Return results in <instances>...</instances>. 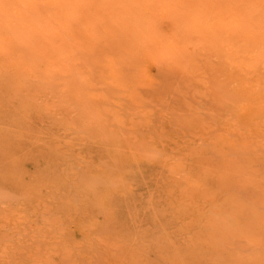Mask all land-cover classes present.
Here are the masks:
<instances>
[{"label": "bare ground", "instance_id": "obj_1", "mask_svg": "<svg viewBox=\"0 0 264 264\" xmlns=\"http://www.w3.org/2000/svg\"><path fill=\"white\" fill-rule=\"evenodd\" d=\"M0 264H264V0H0Z\"/></svg>", "mask_w": 264, "mask_h": 264}, {"label": "rangeland", "instance_id": "obj_2", "mask_svg": "<svg viewBox=\"0 0 264 264\" xmlns=\"http://www.w3.org/2000/svg\"><path fill=\"white\" fill-rule=\"evenodd\" d=\"M81 263V262H80Z\"/></svg>", "mask_w": 264, "mask_h": 264}]
</instances>
